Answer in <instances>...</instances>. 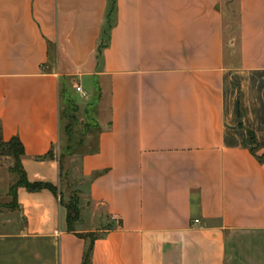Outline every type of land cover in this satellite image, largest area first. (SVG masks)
Returning <instances> with one entry per match:
<instances>
[{
	"label": "crops",
	"instance_id": "1",
	"mask_svg": "<svg viewBox=\"0 0 264 264\" xmlns=\"http://www.w3.org/2000/svg\"><path fill=\"white\" fill-rule=\"evenodd\" d=\"M0 137V264H264V0H0Z\"/></svg>",
	"mask_w": 264,
	"mask_h": 264
},
{
	"label": "trees",
	"instance_id": "2",
	"mask_svg": "<svg viewBox=\"0 0 264 264\" xmlns=\"http://www.w3.org/2000/svg\"><path fill=\"white\" fill-rule=\"evenodd\" d=\"M24 155V150L22 144L17 138L12 139L8 143H4L0 137V157H10L14 160V165L10 169V172L17 176L16 182L10 189V194L13 198V203H15L16 190L19 187L25 188L29 192H38L42 190H48L53 194L57 195V189L50 184L43 183H30L21 167V157ZM67 211V224L68 228L71 230L72 225L79 220V209L78 201L76 198H73L69 204L65 205ZM89 263V253L86 255L84 264Z\"/></svg>",
	"mask_w": 264,
	"mask_h": 264
},
{
	"label": "rangeland",
	"instance_id": "3",
	"mask_svg": "<svg viewBox=\"0 0 264 264\" xmlns=\"http://www.w3.org/2000/svg\"><path fill=\"white\" fill-rule=\"evenodd\" d=\"M11 164L12 161L5 159L1 164L2 176L0 179V206L4 207L5 209H10L13 206V199L9 189H11L17 180V176L9 171Z\"/></svg>",
	"mask_w": 264,
	"mask_h": 264
},
{
	"label": "built area",
	"instance_id": "4",
	"mask_svg": "<svg viewBox=\"0 0 264 264\" xmlns=\"http://www.w3.org/2000/svg\"><path fill=\"white\" fill-rule=\"evenodd\" d=\"M76 91L80 93L81 92V88H77ZM198 223H199L198 221L195 222V224H198Z\"/></svg>",
	"mask_w": 264,
	"mask_h": 264
}]
</instances>
